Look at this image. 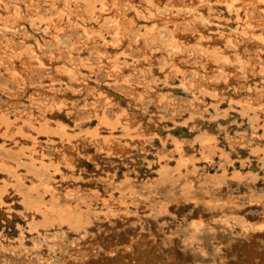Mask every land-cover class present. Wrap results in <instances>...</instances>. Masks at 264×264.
<instances>
[{"label": "bare ground", "instance_id": "obj_1", "mask_svg": "<svg viewBox=\"0 0 264 264\" xmlns=\"http://www.w3.org/2000/svg\"><path fill=\"white\" fill-rule=\"evenodd\" d=\"M2 129L0 264H264V0H0Z\"/></svg>", "mask_w": 264, "mask_h": 264}, {"label": "rangeland", "instance_id": "obj_2", "mask_svg": "<svg viewBox=\"0 0 264 264\" xmlns=\"http://www.w3.org/2000/svg\"><path fill=\"white\" fill-rule=\"evenodd\" d=\"M143 33H145V34H148V35H152V36H154V34H156L157 32L156 31H151V29L150 28H147V29H145L144 31H143ZM161 34V33H160ZM161 35H163V34H161ZM160 40L162 41V42H167L168 41V39L167 38H160ZM192 45H194V44H192ZM219 103H221L218 99H217V97H214L213 95L211 96V98H210V103H209V115H210V118L211 119H215V118H217L216 119V122L218 123V126L220 127V130H219V136L221 137V136H223L224 135V133L228 130V128L229 127H231V129L233 130V132L235 133V134H237V133H242L244 130H245V122H242L243 121V117H242V115H241V112H240V115L239 116H237L234 120H224L222 117L220 118V113H222V111H224V108H226L224 105H222V104H219ZM216 104H218V105H216ZM227 109V108H226ZM217 116H219V117H217ZM218 120V121H217ZM212 121H214V120H212ZM24 125V124H23ZM25 126V125H24ZM23 126V127H24ZM57 129V128H56ZM1 134L2 135H0V136H3L4 134H5V130L4 129H2L1 131ZM14 131H12V133H13ZM202 133L200 132V135H201ZM44 138V137H43ZM0 145H3L2 144V138L0 137ZM44 140V139H43ZM5 146V145H4ZM6 147H9L8 149H11V145H9V146H6ZM218 147V146H217ZM221 146H219V148L216 150V152H215V154H217L216 156H214L213 157V159H212V161H208V160H204L200 155H194L193 157H192V159H195V162L198 164V166L201 168V171H202V173H204V174H206V175H211V176H217L218 174H220L219 172L220 171H224V170H229V174L228 175H231V173L233 172V168L232 167H227V166H225V167H223L222 169H220V165H219V163H220V160H221V155L220 154H222V152H221V148H220ZM175 149V148H174ZM223 149V148H222ZM169 150H171V148H169ZM168 151V150H167ZM167 151L166 152H164L163 153V155H166L167 154ZM245 155H249V154H245ZM2 156H6V155H4V154H0V157H2ZM8 159V163H7V165L10 167V170L11 171H13L14 172V168H16V167H19V165H18V163H17V166H14L15 165V163H16V161L12 158V157H8V156H6ZM170 157L172 158V160L170 161L171 162V165H174V163H173V158H177V159H179V161H180V158L182 157L181 155H178V156H176V154L174 153V152H171L170 153ZM10 161V162H9ZM213 162L215 163L214 165H213ZM210 163V164H209ZM94 165V164H93ZM95 166V165H94ZM94 166H90V168L88 167V169H86V171L87 172H90V169H93V167ZM229 168V169H228ZM237 168L238 169H242V171H244L245 173H247L248 171H250V170H248V168H247V166H243V167H241L240 165L239 166H237ZM22 169V167H19L18 169H16V170H19L20 171V173H22L23 172V170H21ZM204 171V172H203ZM208 172V173H207ZM15 173V172H14ZM13 173V174H14ZM211 173V174H210ZM141 178H143V179H145V176L144 175H141L140 176ZM154 179H156V178H154ZM1 181V180H0ZM26 182V185L24 184V187H27V186H29V185H31L30 183H29V181L28 180H26L25 181ZM1 185H3L2 184V182H0V186ZM19 190H20V188L19 187H16V189L14 188L13 189V191L14 192H16V191H18L19 192ZM177 194H181L179 191L177 192ZM242 191H240L239 189H235V191L234 192H232V196H234V197H237V199H239V198H242ZM77 196H79V194H77ZM84 196H87V195H84ZM84 196H82V197H80V198H78V200H80V201H85L86 203H87V201H88V199H85L84 198ZM164 196V198L166 197L165 195H163ZM82 202V203H83ZM81 203V204H82ZM162 204H163V202H162ZM212 204H214V203H212ZM174 205H178V202H176ZM173 205V206H174ZM252 206H254V203H250V204H248V205H246V207H247V209L248 208H250V207H252ZM170 216V217H169ZM168 217L169 218H174V222H175V224H177L178 223V221L182 218V214H181V212H180V209L179 208H177V209H175L173 212H172V215L170 214V215H168ZM166 225V227H169V223H166L165 224ZM235 228H237V230L239 231V227L240 226H234ZM25 236H27L28 238H29V236H30V238L31 239H36V238H38L37 237V234H35V233H25ZM14 239H16V240H20V238H21V235H19V234H16L14 237H13Z\"/></svg>", "mask_w": 264, "mask_h": 264}]
</instances>
